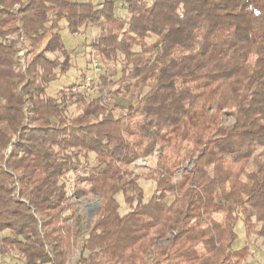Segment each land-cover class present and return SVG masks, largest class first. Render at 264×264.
<instances>
[{"label":"trees","instance_id":"trees-1","mask_svg":"<svg viewBox=\"0 0 264 264\" xmlns=\"http://www.w3.org/2000/svg\"><path fill=\"white\" fill-rule=\"evenodd\" d=\"M125 3L122 18L115 0H0V257L69 264L81 230L64 180L84 168L74 191L101 203L75 264H243L239 221L264 238V0ZM62 21L99 30L89 56L123 62L112 94L134 103L110 105L103 73L96 95L47 96L73 66ZM155 152L148 175L131 170Z\"/></svg>","mask_w":264,"mask_h":264},{"label":"rangeland","instance_id":"rangeland-1","mask_svg":"<svg viewBox=\"0 0 264 264\" xmlns=\"http://www.w3.org/2000/svg\"><path fill=\"white\" fill-rule=\"evenodd\" d=\"M85 1V0H82ZM94 3H99L102 0H91ZM116 1V15L118 17L125 18L127 16V12L125 9V2L121 0H115ZM63 42L65 44V47L67 50L71 52V59L73 66L71 70L64 76H59L56 81L50 84L48 90H47V96L49 97H57V94L62 89H67L72 84H75L78 82L79 79L83 78L86 74H90L88 66L89 61V53L92 50L91 43L93 42L94 38L99 34V30L95 28H89L88 30L78 33V34H72L68 28L67 23L65 21L61 22V29H60ZM153 40H149L150 43H152ZM59 55V54H57ZM91 55V54H90ZM53 56V55H52ZM96 57L99 58L100 62L103 65L102 73L106 76V82L108 86L106 87V90L109 92L110 97V105H116V103H119L120 106L128 105L129 103H134L136 100L137 92L131 93V97H117L118 100H116L114 95L112 94L117 89L121 87L120 78H121V70L124 68L123 62L119 61L118 63L114 62H106L103 60V58L96 55ZM117 71V72H116ZM147 89L144 90L146 92ZM120 99V100H119ZM119 101V102H118ZM108 107H110L108 105ZM78 107L72 106L68 110L67 115L69 117H74L76 114H78ZM233 123L232 119H227L226 124ZM10 150V148H9ZM260 151H258L252 162L249 165V169H253L256 166V157L259 156ZM157 153L155 152L154 155L146 158V159H140L136 161L132 166L131 170H133L136 174L145 177L149 173V169H152L157 161ZM260 158V157H258ZM83 161V160H82ZM85 162V160L83 161ZM88 165L91 167H96L98 165L95 156L90 155L88 158V161H86ZM85 165V164H84ZM89 167V166H88ZM84 168H79L78 172H72L65 178V182L67 184L68 193L71 195V205L73 207L72 210H69L65 216L67 217V223H69L71 226H75L76 221H78V227L81 230V236L77 240V244L75 246V249L72 251L68 263L69 264H75L81 255V246L83 244L84 239L87 238L88 233L94 223L97 219V213L100 208V198L96 194H89L80 196L77 195L74 191V187L76 186V180L78 177H81V175H85V172L83 171ZM140 185L144 190V200L145 202H149L153 196L155 184L153 181H147L145 179H142L140 181ZM79 186L85 187V183H80ZM117 200L120 204V213L123 215L129 211L128 206L125 204L123 196H118ZM74 214L75 217L72 216ZM236 233L238 235V240L233 244V247L235 249H241L245 245L249 246V256L247 260L243 264H264V238L258 237L257 235H251L250 237L246 236L245 232V226L242 221H239V223L236 226ZM168 241L160 242L161 245H166ZM12 260H8L11 264H18V254L15 252L10 253ZM86 255H88L86 253ZM7 257V256H5ZM3 257H0V264H4L5 262H8Z\"/></svg>","mask_w":264,"mask_h":264},{"label":"built area","instance_id":"built-area-1","mask_svg":"<svg viewBox=\"0 0 264 264\" xmlns=\"http://www.w3.org/2000/svg\"><path fill=\"white\" fill-rule=\"evenodd\" d=\"M126 2L127 0H121ZM8 41L18 39L17 37H7ZM21 46H26L23 38L19 39ZM19 57L22 59L23 64L25 63V51L21 50L19 52ZM89 67L90 74H86L81 81L72 85V91L75 93H87L89 95H96L100 92L101 86L99 83L100 76L102 74L103 65L99 58L95 54L89 56ZM4 264H11L10 262H5Z\"/></svg>","mask_w":264,"mask_h":264},{"label":"crops","instance_id":"crops-1","mask_svg":"<svg viewBox=\"0 0 264 264\" xmlns=\"http://www.w3.org/2000/svg\"><path fill=\"white\" fill-rule=\"evenodd\" d=\"M82 1V0H81ZM86 1V0H85ZM103 1H105V0H102L101 2H103Z\"/></svg>","mask_w":264,"mask_h":264}]
</instances>
